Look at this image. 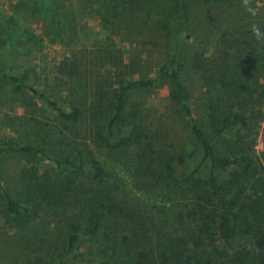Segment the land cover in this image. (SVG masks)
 Masks as SVG:
<instances>
[{
	"label": "trees",
	"instance_id": "trees-1",
	"mask_svg": "<svg viewBox=\"0 0 264 264\" xmlns=\"http://www.w3.org/2000/svg\"><path fill=\"white\" fill-rule=\"evenodd\" d=\"M34 1L44 13L51 44L66 45L67 37H75L69 0ZM202 2L231 18L247 16L251 26L222 20L221 36L230 38L222 36L225 47L187 58L179 45L187 37L192 0H99L109 17L108 33L93 46L100 47L93 61L71 56L56 65L44 83L50 93L26 72L4 69L0 53V79L27 93V112H36L38 101L55 120V125L35 121L32 132L25 125L18 140L0 145V160L21 159L16 190L0 172V264H264V170L249 140L255 110L264 107V77L251 73L255 65L239 61L244 47L263 46L264 1L259 7L255 0ZM5 21V33L15 34L14 17ZM41 41L27 34L17 41L22 47L7 48L31 54L43 47L28 44ZM119 42L130 50L127 60L112 48ZM229 42L237 59H231ZM187 68L196 75L190 79L197 84L196 98L184 81ZM165 84L172 112L193 143L189 151H176L160 122L147 121L143 101L134 97L152 95ZM92 142L125 153L126 166L189 198V216L200 222L193 247L172 236L163 240L157 222L125 213L124 200L103 181L105 173L88 147ZM27 157L50 164L34 169L23 164ZM45 208L55 216L52 232L42 230L38 219ZM220 228L222 237L214 235Z\"/></svg>",
	"mask_w": 264,
	"mask_h": 264
},
{
	"label": "rangeland",
	"instance_id": "rangeland-1",
	"mask_svg": "<svg viewBox=\"0 0 264 264\" xmlns=\"http://www.w3.org/2000/svg\"><path fill=\"white\" fill-rule=\"evenodd\" d=\"M255 1L256 6L259 7L264 0ZM98 2L99 0H69L67 2L68 9L73 11L75 15L74 21H72L75 37L73 39L67 37L65 39L67 44L63 45L51 44L49 42L48 36L44 31V13L36 9L37 4L34 0H0V47H5L0 50L2 54V63L0 62L2 67L14 73L26 72L29 79L40 83V87L50 93L52 89L45 86L44 83L56 73V65L64 57L71 56H76L77 59H82L83 62L93 61L91 59L93 51L96 52L100 48L93 46L104 40L105 33H108L109 17L105 14L106 12H102V7ZM260 14L264 15V12H260ZM10 15L16 21V33L13 35L6 34L4 31L6 28L5 19ZM222 20L226 24L236 23L238 25H245L246 28L250 27L252 22L247 16L235 15L231 18V16L223 14L214 8L209 9L203 4L202 0H192L189 21L186 24L187 37L180 42V51H183L184 55L189 58L199 51H205L206 54H209L215 47H225L221 39L224 37L230 41V38L227 34L222 35L223 37L221 36L219 27ZM145 30L148 34L153 35L152 30L146 28ZM27 34H33L42 40L38 46L30 43L28 47L43 48L33 50L31 54L14 52L7 48L22 47L17 41L24 40ZM4 39L7 40L8 44H3ZM262 40V45L264 46V34ZM164 44L166 47L165 41L161 39V47ZM263 46L244 47L246 49H243L241 58L239 59L241 63L244 62V66L248 65L251 67L255 65L251 73L260 74L261 77H264ZM227 47L231 49L233 56L231 59H234L237 54L235 52L237 51L236 48L231 46V42H229ZM112 48H115L118 53H122L127 60V52L130 51L127 48V44L119 42L117 47ZM259 54L260 59H258ZM231 61L235 62V60ZM191 76L196 78V75H192V72L189 73V69L187 68L183 74L184 81L188 88L192 89V95L196 98L198 91L194 89L197 88V84L190 80ZM260 83L262 84V89L260 88V90L263 91L264 78H261ZM258 93L260 92L258 91ZM150 94L140 93L134 95L137 100L144 103L146 120L154 124L160 122L159 128L163 129L164 135L168 138L167 141L174 146L176 151L180 150L181 147L187 148L188 151L191 150L193 143L184 127H182L183 123L172 112L174 104L169 100L168 85L165 84L152 92V95ZM26 95L27 93L15 91L13 86L0 79V145L18 140L19 137L25 134V132H22L25 125L26 130L32 132L31 126L37 120L55 125L52 112L40 105L38 101L37 103L40 108L32 114L27 112L24 100ZM260 109L261 112L255 110V116L251 119L252 133L249 140H253L255 156L262 163L260 170H264V107ZM52 130L58 136L57 130L54 128ZM88 144L93 157L99 161V165L105 173L103 181L111 185L114 192H117L118 196L124 200L125 213H129L130 216H137L140 221L145 223L149 221L157 222L155 227H163V240L169 239L172 236L178 239L181 245L184 244V247H187L188 244L189 247H193V242L191 241H196L200 222L198 219L192 218V215L189 216V210H191L192 205L186 195L178 193L176 188H173L166 181L160 180L154 183L152 180H147V177L143 176V174L137 173L130 164L126 166L127 157L125 153L109 150L93 142ZM198 159L199 155H196L192 160L197 161ZM20 161L21 159L15 156L4 157L0 160L1 175L4 181L14 190L20 184ZM22 162L27 166L33 164L34 169L38 167L35 164L42 167H48L50 164L49 161H40L38 158L33 160L30 157H27ZM204 169L206 170L207 168L205 167ZM153 195L158 196V198L153 200L155 199ZM121 205L124 207L123 204ZM69 207H71V204ZM47 208H45V212L40 214L43 215L38 219L42 223V230L52 232L55 229V216L54 214H50V210L47 211ZM46 211L49 214H46ZM160 224L164 226H159ZM222 231V228L215 229L214 235L222 237Z\"/></svg>",
	"mask_w": 264,
	"mask_h": 264
},
{
	"label": "clouds",
	"instance_id": "clouds-1",
	"mask_svg": "<svg viewBox=\"0 0 264 264\" xmlns=\"http://www.w3.org/2000/svg\"><path fill=\"white\" fill-rule=\"evenodd\" d=\"M253 30H254V32L256 33V35L258 36V35H259V30L256 29V28H254Z\"/></svg>",
	"mask_w": 264,
	"mask_h": 264
}]
</instances>
